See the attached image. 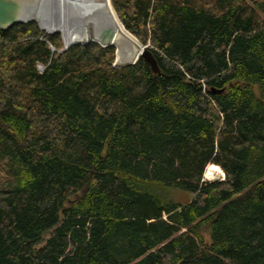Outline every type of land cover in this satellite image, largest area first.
<instances>
[{"label":"trees","instance_id":"trees-1","mask_svg":"<svg viewBox=\"0 0 264 264\" xmlns=\"http://www.w3.org/2000/svg\"><path fill=\"white\" fill-rule=\"evenodd\" d=\"M112 5L160 74L0 30V264H264V0Z\"/></svg>","mask_w":264,"mask_h":264},{"label":"bare ground","instance_id":"bare-ground-1","mask_svg":"<svg viewBox=\"0 0 264 264\" xmlns=\"http://www.w3.org/2000/svg\"><path fill=\"white\" fill-rule=\"evenodd\" d=\"M101 3L100 9L91 10L92 6ZM88 8V9H87ZM40 16L41 27L48 32H59L63 35L65 45L73 42L99 41V33L104 28H110L117 33L114 45L120 49H133L136 43L121 27L111 7L109 0H47ZM130 36V37H129ZM135 51V50H134ZM138 52L135 51V56ZM128 57L122 55V61ZM133 58V59H134ZM218 167H212L206 172V178H214Z\"/></svg>","mask_w":264,"mask_h":264},{"label":"water","instance_id":"water-1","mask_svg":"<svg viewBox=\"0 0 264 264\" xmlns=\"http://www.w3.org/2000/svg\"><path fill=\"white\" fill-rule=\"evenodd\" d=\"M47 0H0V30L1 31H8L12 27H14L17 24H27L30 22H36L40 29L44 32V36L46 35H54L55 33L59 32H48L44 30L40 25V16L38 12H41L44 3L46 4ZM76 2H81L82 0H71ZM112 3V1H111ZM92 6L91 10H96L102 8V4L98 3L97 5H88ZM88 9V8H87ZM130 37V36H129ZM118 36L117 33L110 29V28H104L99 33V41L92 40L87 42H73L69 45L64 44V48L62 50H58L56 48H52L54 52L63 53L66 50H68L72 45L74 44H82L86 45L91 42L98 43L103 48L106 47H116L114 45V42L117 40ZM137 45V47L134 45L135 48L133 49H120L116 47L118 59L116 62L117 66L122 65H128V64H135L139 59L146 60L152 71L155 74H160L161 70L158 65V61L155 58L153 52L144 45H141L138 43L134 38L130 37ZM138 52V55L134 57L135 51ZM122 55H126L128 60L122 61ZM134 58V59H133ZM45 67L41 66V71H43Z\"/></svg>","mask_w":264,"mask_h":264},{"label":"rangeland","instance_id":"rangeland-1","mask_svg":"<svg viewBox=\"0 0 264 264\" xmlns=\"http://www.w3.org/2000/svg\"><path fill=\"white\" fill-rule=\"evenodd\" d=\"M111 1L112 0H109V2H110V4H111V7H112V9H113V11H114V8H113V5H112V3H111ZM115 13V12H114ZM43 32H45V31H43ZM56 35H59V37H60V40H61V42H62V45H63V47L60 49V50H62L63 48H64V44H65V42H64V39L62 40V36L63 35H61V33H55ZM54 34V35H55ZM64 38V37H63ZM39 70L41 71V66L39 67ZM211 169V168H210ZM209 170V169H208ZM207 170V171H208ZM206 171V172H207ZM206 174V173H205ZM223 174H224V172H223V170H221L220 168L218 169V171L215 173V177L214 178H206L205 177V175H204V180L203 181H207V182H213V181H220V180H224L225 178H223ZM224 176H225V174H224ZM177 198L179 199V200H181L182 202H186V201H188L189 200V197H188V195L187 194H184V193H178L177 194ZM71 200H73V198H71ZM205 240L207 241V242H210V237H209V235H208V231H206V233H205Z\"/></svg>","mask_w":264,"mask_h":264},{"label":"built area","instance_id":"built-area-1","mask_svg":"<svg viewBox=\"0 0 264 264\" xmlns=\"http://www.w3.org/2000/svg\"><path fill=\"white\" fill-rule=\"evenodd\" d=\"M223 178H225L224 174H223Z\"/></svg>","mask_w":264,"mask_h":264}]
</instances>
